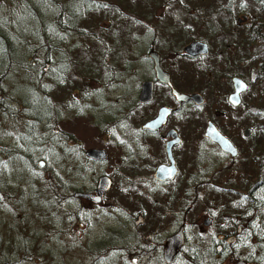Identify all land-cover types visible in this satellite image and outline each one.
Returning <instances> with one entry per match:
<instances>
[{
  "label": "trees",
  "instance_id": "obj_1",
  "mask_svg": "<svg viewBox=\"0 0 264 264\" xmlns=\"http://www.w3.org/2000/svg\"><path fill=\"white\" fill-rule=\"evenodd\" d=\"M153 2L156 7L165 5L166 14H179L171 11L181 12L183 6L181 0H0V131L7 128L18 137L14 146L0 143V209L6 213L2 215L4 218H0V258L1 255L9 256L0 259L2 264L52 260L57 250L45 245L43 238L51 235L59 240L58 244H62L61 238L68 236L69 224L85 218L80 206L75 209L64 207L62 200L65 194H60L64 189L69 193L78 190L67 186L57 170L48 169L51 164L76 178L83 176L87 165L80 141L60 134L57 128L64 115L71 113L77 117L81 114V107L74 109L76 101L71 97L72 91H79L81 100L86 97L87 81H95L99 77L97 67L101 61L106 63L105 58L109 57L106 50L111 52L116 47L126 49L132 44L133 21L138 15L142 20L146 19V15H152L156 7L152 8L149 4ZM203 2L206 4L199 8L200 12L206 13L205 16L200 18V12L192 14L189 28H201L215 34L216 30L225 29L227 23L232 24L238 15L248 17L244 27L246 40L243 41V49L237 50L238 57L242 54L240 57L244 65L232 69L231 74L240 77L248 87L243 96L249 95V98L241 100L237 107L241 110L237 120L245 122V128L251 130L249 140L252 144L245 149L236 148L235 159L239 162L234 185L230 184V179L226 185H215L213 182L205 185L210 190L231 188L235 194L211 193L209 198L204 196V203L198 196H192L189 198V214L201 203L205 205L204 209L214 207L216 211L229 215L219 218L224 221L226 229L234 231L232 224L243 223V232L248 237L236 236L232 245L223 243L222 254L216 252L217 243H213L212 238L199 240L201 244L198 241L190 244L178 261L179 264H221L235 253L236 248H242L244 253L234 255L237 263L264 264V239L261 238L264 235V212L261 213L264 211V0ZM12 14H18L25 22L23 35L13 28L9 19ZM212 14L220 15L219 20L210 17ZM101 15L111 25L107 29L99 25ZM36 53L40 56L36 57ZM116 59L113 58V62ZM237 64L240 65L238 59ZM15 71L19 73L16 82L21 79L23 84L25 82L34 101H24L20 96L16 100L13 88L9 92L3 89L4 83L12 73L16 74ZM205 81L190 84V88L197 89L201 84V88L206 89L208 85ZM14 102H18L19 107L15 108ZM116 114L107 121L99 119L92 122L89 117L88 123L97 133L103 134L118 123ZM42 118L47 122L44 127L51 137L44 136V128L40 129ZM38 159H42L41 171L48 172V179L32 175ZM3 167L8 169L13 179L28 178L27 196L30 200L27 208H24L25 194L21 189L1 190V182L6 177ZM138 183L141 188V182ZM125 186L131 189L135 183L126 181ZM145 198L149 200V197ZM125 199L114 202L124 208L135 207L133 196L126 195ZM225 228L217 227L216 233H225ZM258 234L257 241L247 240ZM140 241L132 234V237L122 239L124 248L121 249L126 252L141 250ZM99 244L94 243L92 253L109 250Z\"/></svg>",
  "mask_w": 264,
  "mask_h": 264
},
{
  "label": "flooded vegetation",
  "instance_id": "obj_2",
  "mask_svg": "<svg viewBox=\"0 0 264 264\" xmlns=\"http://www.w3.org/2000/svg\"><path fill=\"white\" fill-rule=\"evenodd\" d=\"M103 16L101 15L102 22L99 25L102 29H107L111 25L108 20L103 19ZM167 16L176 20L174 21L176 22V28H172L174 31L172 35L164 34L157 28L159 24L166 20ZM190 16L192 14L165 13L158 16L150 14L146 15L145 20H142L138 15L133 21L132 44L126 49L119 50V47H116L111 52L105 48L107 52L105 50L104 52L109 53V57L105 58L106 63L103 61L99 63L97 67L99 77L95 81L91 79L87 81V84L90 82L98 85L96 90H102L106 85H116L114 87L115 93L113 94L116 96L118 106L117 114L115 113L118 123L103 131V143L106 144V142L111 140L116 147L120 148L117 158V164L121 167L119 176L122 179L119 189L120 202L126 200V195L134 197V202L137 204L135 208L137 207L138 209L133 214L134 217L132 214L130 215V218L133 219L132 234L149 245L150 248H146L141 241L138 242L139 246H142L144 249V256L152 252L157 256V260L159 259V264H163L162 251L165 240L177 232L178 229L182 230L183 246L170 264L179 260L180 254L186 252L190 244L194 245L197 241L201 244L200 241H204L203 238L198 236V233V235L196 234L197 236L192 235L191 241L187 239L188 233L192 230V225L197 221L195 219L189 222L190 197L207 196L211 193L222 195L235 194V190L231 188H216L214 190L205 188V185H209L216 179H220L224 171L233 168L232 165L236 158V156L232 158L221 152L215 143L204 136L207 122H211L215 129L236 150L235 143L222 132L212 118L205 119L201 121V124L196 125H191L190 122L196 120L197 112L205 109L208 106L207 104L210 101H214V97L218 94L221 95L220 99L228 107L232 109L237 108L230 106L227 102V97L232 92V78L238 77L232 75L231 70L237 66L244 65L241 59L242 54H240L241 57H238L237 50L243 49V41L246 40L244 27L248 22V17L238 15L234 18L232 24L227 23L225 29L216 30L217 33L215 34L202 29L203 33H198L199 35L195 36L193 35L195 32L192 33L195 28H189ZM210 17H216L219 20L218 17L220 15L212 14ZM227 20L230 21L229 18ZM192 42L206 45V55L188 56L184 52V48ZM237 43L239 44L237 45ZM222 44L224 46H221ZM118 53L121 54V56H118L119 58L117 57ZM154 54L157 56L160 70L167 76V78H162L163 76L159 77L163 82L158 80L153 68L154 61L149 57V55ZM113 58H117L115 62H113ZM237 59L240 65L237 64ZM205 69H207V72H203ZM214 69L219 71L224 69L221 71L225 73L222 76L223 81L220 76L212 73ZM226 69H229V73H226ZM205 73H210L209 77L203 76ZM204 79H206L205 82L208 85L206 89L201 88V84L198 85V88L196 87L197 89L190 88V84L202 83ZM143 83L151 85V98L147 102L140 103L139 96ZM223 85L229 88L226 94ZM172 90L182 95L199 94L204 103L201 106H196L190 101H176ZM159 109H166L168 111L164 123L156 125L150 130L144 129L142 127L143 124L154 119ZM215 113H218V110H215ZM251 134L252 132L249 137L244 138L241 132V137L249 139ZM85 151L83 150V156ZM104 153L105 159L100 162L90 161L85 156L84 158L87 163L103 164L107 160L106 152L104 151ZM213 154L230 160V164H227L230 168L228 169L226 168L227 165H224L222 172H220L219 168H212L213 161L211 160L215 159ZM158 168L161 169V173L166 179L162 181L156 179L155 172ZM171 171H174V175L168 178L167 176H169ZM99 176H107L111 180L107 174ZM126 181L134 182L136 188L135 186L131 189L126 187ZM143 181L146 183H143ZM228 181L223 180V185H226ZM138 182H141V188L138 186ZM95 183L96 180L93 187L86 191V193L93 191ZM230 184L234 185L233 180L230 181ZM111 189L112 180L108 192ZM107 193L104 194L100 204L88 203L94 207H103L102 202ZM145 197H149V200ZM114 199L111 201L113 205L115 204ZM140 200L149 205L148 209H150V213L145 212L142 202L137 203ZM200 202L204 203V198H201ZM202 203L201 205H197L199 207H194L196 205H193L195 208L194 212H204L207 210L206 214L203 213L205 218L202 220V226L207 228L218 219V222L221 224L220 226L218 223L219 228H225L224 221L219 218H227L229 215L227 216L221 211H216L217 209L214 207L211 210L204 209L205 205ZM117 205H115V209L122 212L124 206L122 204L121 206ZM225 211L223 210V212ZM263 212L261 213L263 214ZM138 215L141 216L142 223L139 226H135L134 220ZM205 219L209 220L208 226L203 225ZM232 226L234 231L225 228L227 233H215L207 237L212 238L213 243H217H215V249L218 254L224 253L223 243L232 245L236 236L248 237L243 232L245 224L235 223ZM258 236L259 234L247 240L250 242L257 241L259 239ZM229 238H232L231 243H228ZM261 238L264 239V235Z\"/></svg>",
  "mask_w": 264,
  "mask_h": 264
},
{
  "label": "rangeland",
  "instance_id": "obj_3",
  "mask_svg": "<svg viewBox=\"0 0 264 264\" xmlns=\"http://www.w3.org/2000/svg\"><path fill=\"white\" fill-rule=\"evenodd\" d=\"M183 6L181 9V12L178 10L171 11L172 13H179V14H196L200 12L203 0H181ZM154 3V2H153ZM149 4L152 8L156 7V3ZM206 4V3H204ZM207 3V10L209 11ZM148 5V6H149ZM165 5H160L155 8V11L153 14L156 16L160 14H165ZM200 7V8H199ZM206 14V13H204ZM203 12H200V18L204 17L205 15ZM10 22L12 21V26L15 30L19 31L18 33L23 35L25 31L26 24L23 20H21V17L18 14H12L9 17ZM166 20H164L163 23L159 24L157 28L164 34L172 35L174 34L173 29L176 28L174 19H171L170 17H166ZM197 20V19H195ZM156 29V27H154ZM173 28V29H172ZM196 30V31H195ZM195 32V33H194ZM193 35L197 36L198 33H203V30L199 28H195ZM70 42H72L71 38L69 39ZM66 44L68 43L65 42ZM36 57H39L40 54L35 55ZM55 56L52 57L54 59ZM1 59V56H0ZM222 71V70H221ZM217 69H214L212 73L216 76H220L221 80L224 72H221ZM15 73H12L10 77L6 80L3 86V89L5 91H10L11 88H13V93L17 94L14 98L17 100L20 96L21 99L24 101H34L32 98L31 91L28 87H26L25 82L22 83V79L17 81L19 79V73L15 71ZM226 73H229V69H226ZM209 74H204L203 76L209 77ZM9 76V75H8ZM225 81V78H224ZM14 85V87H13ZM116 85H106L102 90H96L98 85L94 83H88L86 85V97L81 100V94L79 91H72L71 97L76 102L74 103V109H77L78 107H81L80 109V115L75 117L71 113L64 115V119L60 120V124L58 126V132L60 134L65 136L71 137V140L80 141L81 148L83 150L91 149V148H98L102 149L106 152L107 160L102 163H87V165L84 167L83 170V176L82 177H74L68 175L67 173L60 171V169L57 168V166L49 165L50 169H55L58 174H60V177L62 180H64V183L67 184V186H71L75 188L78 191L86 192L90 190L93 187V184L96 180V178L99 175L107 174L111 180H112V189L110 192L107 193V196L104 197V200L102 202L103 207H94L91 204H89L87 201L84 200H77L72 197V192H68L67 190L60 191V194L63 195V206L69 207L71 209L79 208L81 211L85 214V218L81 221H73L69 224V231L68 236H63L61 238L62 244H58V239H53V236L47 235L43 238V243L52 249L57 250V253L54 254L52 260L48 261H38V260H32L31 262H28L26 264H159L157 260V256L154 255L152 252L147 254V256H144L145 253L142 250H128V252L122 250L121 248H124V243H122V239H127L132 237V230H133V219L130 218V215L134 214L137 207L131 208H122V212L119 210H116V203L113 205L111 202L114 198V200H120L119 198V189L120 184L122 183V179L119 176V171L121 170V167L119 164H117V158L119 156L120 148L116 147L111 140L106 142V144L103 143V136L91 126V124L88 123L89 117H91V121H97L99 119H103V121H107L111 116H113L117 112V101L116 96L113 94L115 93V87ZM128 86V85H127ZM225 94L229 91V88L226 85H223ZM221 95L218 94L214 97V101H210L205 109H202L197 112V119L190 122L191 125L201 124V121L212 118V120L215 122V124L222 130V132L231 138V140L235 143L236 148L245 149L247 147H250L252 144V141L249 139H243L241 137V132L245 128V122L238 121L237 116L241 113V110L239 108L232 109L228 107L221 99ZM249 98V95H241V100ZM218 99L217 101H215ZM33 105H31L32 108ZM14 107H19L18 102H14ZM215 110H218V113H215ZM43 120L40 121V129L44 128L46 125L45 118H42ZM202 119V120H201ZM44 134V133H43ZM61 135L62 138H64ZM44 136H49V133L44 134ZM18 141V137L14 135V133L9 132V129H5L4 131H0V143H3L6 146H14L16 145L15 142ZM215 159L211 160L212 168L216 167L219 168L220 172H222V167L224 165L230 164V160L227 158H223L222 156L213 154ZM242 154H240V157ZM55 157L52 158L54 160ZM239 159V158H238ZM1 160V156H0ZM42 160V159H38ZM238 162L236 159L234 160V164L232 165L233 168H230L228 165L226 168H230L227 171H224L223 175L221 174L220 179H216L213 183L215 185H223V180H229L232 179L233 181L236 179V174L238 171ZM211 165V162H210ZM42 168H40L37 165V162L35 163L34 170V176L36 177H45L49 178L48 172L41 171ZM218 170V172H219ZM2 171L5 172V178L2 180L1 190L4 191L8 188L11 189H21L22 192H24L25 197L23 199L24 208L28 207V202L30 198L27 196L29 192V185L27 184V179H13V177L10 176L8 169L5 167L2 168ZM7 172V173H6ZM76 176V175H75ZM235 178V179H234ZM51 183V182H50ZM143 183H146L143 181ZM74 189V190H75ZM128 196V195H127ZM205 195H201L199 198H204ZM23 198V197H22ZM206 198H209L207 195ZM130 199H132L130 197ZM0 202H2V198L0 197ZM134 203L133 201H131ZM142 202V207L145 210L146 213H150L149 205L144 202L143 200H140L137 203ZM108 204V205H107ZM135 204V203H134ZM115 206V207H114ZM118 206V205H117ZM123 206V205H122ZM137 206V204L135 205ZM195 210V209H194ZM197 210V208H196ZM130 214H129V213ZM207 210L203 211H195L191 214H189V222H192L193 220L197 219L196 223L193 224L192 230L188 233V241H191V237L193 236H200L201 238L206 241L208 239L207 237L209 235H213L216 233V228L219 227L217 223L218 221L212 222L210 226L207 228L202 226V220L205 218ZM6 213L3 212L0 209V218H4L2 215H5ZM203 214V215H202ZM202 215V216H201ZM134 217V215H133ZM147 219V217H146ZM221 226V224L219 223ZM1 232V231H0ZM198 233V234H197ZM227 233V231H225ZM197 234V235H196ZM191 235V236H190ZM58 242V243H57ZM64 242V243H63ZM94 243H100L105 245L106 249H109L107 252H100V253H92L91 251L94 250L93 246ZM191 243V242H190ZM74 247V248H72ZM70 248V249H68ZM72 248V249H71ZM85 248V251L84 249ZM150 248V247H148ZM67 249V251H66ZM65 250V251H64ZM87 251V252H86ZM244 253V250L242 248H236L235 253ZM235 253H232L233 255L230 257H227L221 264H239L236 262V255ZM9 257L8 255H1L2 257ZM0 258V259H1ZM12 260L14 257H11ZM86 260V261H85ZM0 264L1 261H0ZM14 264V263H12ZM162 264V263H161ZM172 264H179V261L176 260Z\"/></svg>",
  "mask_w": 264,
  "mask_h": 264
},
{
  "label": "water",
  "instance_id": "obj_4",
  "mask_svg": "<svg viewBox=\"0 0 264 264\" xmlns=\"http://www.w3.org/2000/svg\"><path fill=\"white\" fill-rule=\"evenodd\" d=\"M184 52L192 57V56H199V55H206L207 48L206 45L199 43V42H192L188 44L184 48ZM151 59L154 61V71L156 72V76L159 81H162L159 77L163 76L162 78H167V76L162 73L158 66L157 56L149 55ZM168 83V82H167ZM232 83V92L227 97V102L230 104L231 107H238L241 103L240 95L245 93L247 91V85L244 83L240 78L234 77L231 80ZM141 92L139 96V102H147L150 100V92H151V85L149 83H143L141 85ZM172 94L176 101H190L196 106H201L204 103V100L201 98L199 94H191V95H182L178 94L175 91L172 90ZM168 114V111L166 109H159L157 112V115L154 119L147 121L143 124L144 129H152L156 125L163 124L165 121V118ZM251 131L249 128H245L242 131V136L244 138L249 137ZM204 136L216 144V146L219 148V150L230 157H235L237 152L235 148L232 146V144L222 135L220 134L214 127V125L211 122H207V125L204 130ZM84 156L93 162H100L105 159V153L101 149H88L85 151ZM38 166L40 168L43 167V162L39 161ZM161 169L158 168L155 172V177L159 181H162L166 179L163 174L161 173ZM174 175V171H171L168 178H171ZM111 187V180L107 176H99L96 179L95 188L92 192L86 193V192H75L72 196L75 199H82L84 201L90 202L92 204L98 205L101 203L102 198L105 193L109 191ZM142 223V218L140 215L136 216L134 220V225L139 226ZM209 220L205 219L203 221L204 226H208ZM232 242V238L228 239V243ZM183 246V235L182 230L178 229L177 232L169 236L165 240L164 249L162 251V261L163 264H170L172 259L177 255L181 247Z\"/></svg>",
  "mask_w": 264,
  "mask_h": 264
}]
</instances>
